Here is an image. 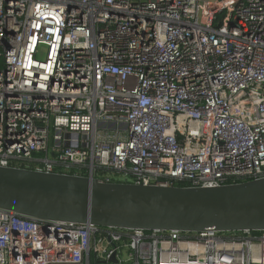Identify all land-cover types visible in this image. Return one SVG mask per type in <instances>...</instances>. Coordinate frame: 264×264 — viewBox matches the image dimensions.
I'll return each instance as SVG.
<instances>
[{
  "label": "built area",
  "instance_id": "obj_1",
  "mask_svg": "<svg viewBox=\"0 0 264 264\" xmlns=\"http://www.w3.org/2000/svg\"><path fill=\"white\" fill-rule=\"evenodd\" d=\"M0 62L2 166L264 177V0H0ZM0 264H264V230L46 225L0 207Z\"/></svg>",
  "mask_w": 264,
  "mask_h": 264
},
{
  "label": "water",
  "instance_id": "obj_2",
  "mask_svg": "<svg viewBox=\"0 0 264 264\" xmlns=\"http://www.w3.org/2000/svg\"><path fill=\"white\" fill-rule=\"evenodd\" d=\"M0 207L46 225L62 221L147 231H261L264 177L178 187L0 165Z\"/></svg>",
  "mask_w": 264,
  "mask_h": 264
},
{
  "label": "trees",
  "instance_id": "obj_3",
  "mask_svg": "<svg viewBox=\"0 0 264 264\" xmlns=\"http://www.w3.org/2000/svg\"><path fill=\"white\" fill-rule=\"evenodd\" d=\"M0 66H1V62H0ZM38 155H41V154H38ZM15 163L17 164H20V165H33L35 164L34 162H31V161H28V160H19V162L15 161ZM78 166H73L72 168H70L71 172H77ZM81 170L85 171L86 170V167H81ZM119 174V172H116L114 170H110V169H107V168H104V167H100L96 170V177H99V178H105L106 176L109 177L110 180L112 181H119V180H116V175Z\"/></svg>",
  "mask_w": 264,
  "mask_h": 264
},
{
  "label": "rangeland",
  "instance_id": "obj_4",
  "mask_svg": "<svg viewBox=\"0 0 264 264\" xmlns=\"http://www.w3.org/2000/svg\"><path fill=\"white\" fill-rule=\"evenodd\" d=\"M28 166V165H26ZM116 175V174H115ZM116 180L119 181H133V179L131 177H127L124 173H119L118 175H116ZM187 183H183L182 185H186Z\"/></svg>",
  "mask_w": 264,
  "mask_h": 264
}]
</instances>
